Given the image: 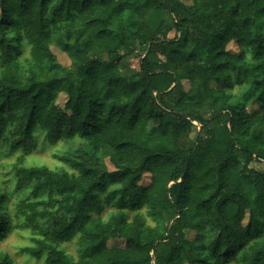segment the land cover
Masks as SVG:
<instances>
[{
    "label": "trees",
    "instance_id": "trees-1",
    "mask_svg": "<svg viewBox=\"0 0 264 264\" xmlns=\"http://www.w3.org/2000/svg\"><path fill=\"white\" fill-rule=\"evenodd\" d=\"M154 10L172 26L152 29ZM126 58L138 60L131 75L118 69ZM38 130L49 145H79L55 156L69 172L17 169L36 233L22 253L264 264V168L253 166L264 164V0H0V146L30 154ZM6 201L0 242L12 230ZM73 240L75 257L60 248Z\"/></svg>",
    "mask_w": 264,
    "mask_h": 264
},
{
    "label": "rangeland",
    "instance_id": "rangeland-1",
    "mask_svg": "<svg viewBox=\"0 0 264 264\" xmlns=\"http://www.w3.org/2000/svg\"><path fill=\"white\" fill-rule=\"evenodd\" d=\"M146 22L152 29H156L158 26L162 28L170 27L173 23V15L167 10H154L146 16ZM173 36V33L168 35L169 38ZM51 49L59 65L68 67L70 64L68 56L56 47H51ZM228 50L236 52L237 48L233 44H230ZM118 69L124 75H131L138 69V60L136 58H126L120 62ZM65 102V94L60 93L57 104L63 107ZM250 108H256V104L251 105ZM43 136L39 130L36 132V147L30 154H25L23 150L11 152L9 146L5 144L0 146V193L7 198L6 211L9 213L12 221V230L6 239L0 242V257L6 254L13 259L14 264H44L42 260L37 261L27 254L22 253L24 247L32 245V239L36 236V233L32 231L26 221L25 215L28 209L20 208V204L31 197L28 186L18 185L17 169L21 166H46L51 170L69 172L71 169L66 164L58 161L55 156L65 155L79 145L77 139L68 142L59 141L54 145H49L44 141ZM107 166L110 170L112 169V166L108 162ZM253 166L257 169L264 168V164H253ZM149 182L150 175L144 174L141 184L148 185ZM150 224L154 225L153 222ZM75 241L65 243L60 248L75 257ZM123 244L121 240H114L108 243L109 246H123Z\"/></svg>",
    "mask_w": 264,
    "mask_h": 264
}]
</instances>
